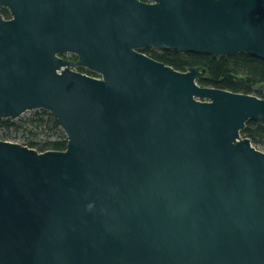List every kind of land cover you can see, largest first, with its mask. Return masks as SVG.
<instances>
[{"label":"water","instance_id":"1","mask_svg":"<svg viewBox=\"0 0 264 264\" xmlns=\"http://www.w3.org/2000/svg\"><path fill=\"white\" fill-rule=\"evenodd\" d=\"M0 5V119L44 109L66 136L0 139V264H264V149L240 135L264 83L202 86L141 51L264 59V0Z\"/></svg>","mask_w":264,"mask_h":264},{"label":"trees","instance_id":"2","mask_svg":"<svg viewBox=\"0 0 264 264\" xmlns=\"http://www.w3.org/2000/svg\"><path fill=\"white\" fill-rule=\"evenodd\" d=\"M141 51L178 70H185L188 66L205 68V72L196 79L199 85L261 96L257 86L264 83V59L258 56L237 52L213 57L203 52L150 47ZM87 73L96 75L91 71ZM0 129V139L7 140L20 132L21 144L37 151L60 150L66 145V136L57 120L44 109H33L30 115L18 120L0 119ZM240 135L248 137L255 146L264 149V126L259 121L247 120Z\"/></svg>","mask_w":264,"mask_h":264},{"label":"flooded vegetation","instance_id":"3","mask_svg":"<svg viewBox=\"0 0 264 264\" xmlns=\"http://www.w3.org/2000/svg\"><path fill=\"white\" fill-rule=\"evenodd\" d=\"M0 15L3 17V18H8L10 16V12H9V9L7 6H4V5H0ZM62 57L70 60V61H77V56L74 52H71V51H68V52H65V53H62L61 54ZM72 69L74 70H77V71H80V72H83V73H86V74H89V75H92V76H98V74L94 71H91L85 67H82L81 65H78V64H74L71 66ZM87 71H91V72H94L96 73L95 74H92V73H87Z\"/></svg>","mask_w":264,"mask_h":264},{"label":"rangeland","instance_id":"4","mask_svg":"<svg viewBox=\"0 0 264 264\" xmlns=\"http://www.w3.org/2000/svg\"><path fill=\"white\" fill-rule=\"evenodd\" d=\"M32 110H27V111L23 112L22 114H20L18 117L14 118V119H11V120H18L19 118L26 117V116L30 115V113L32 112ZM0 133H1V129H0ZM10 138H14V139H17V140L22 141L20 132H18V134H16V136H14V137L11 136Z\"/></svg>","mask_w":264,"mask_h":264}]
</instances>
